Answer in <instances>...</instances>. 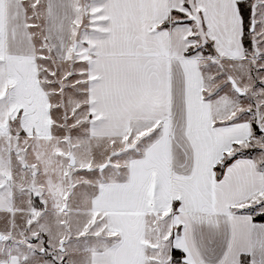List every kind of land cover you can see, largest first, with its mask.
I'll return each mask as SVG.
<instances>
[{
    "label": "snow or ice",
    "instance_id": "1",
    "mask_svg": "<svg viewBox=\"0 0 264 264\" xmlns=\"http://www.w3.org/2000/svg\"><path fill=\"white\" fill-rule=\"evenodd\" d=\"M0 264H264V0H0Z\"/></svg>",
    "mask_w": 264,
    "mask_h": 264
}]
</instances>
